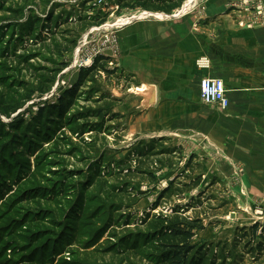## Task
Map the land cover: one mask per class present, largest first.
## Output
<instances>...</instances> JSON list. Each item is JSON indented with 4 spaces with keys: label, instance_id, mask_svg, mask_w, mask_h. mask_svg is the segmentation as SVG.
Returning <instances> with one entry per match:
<instances>
[{
    "label": "rangeland",
    "instance_id": "obj_1",
    "mask_svg": "<svg viewBox=\"0 0 264 264\" xmlns=\"http://www.w3.org/2000/svg\"><path fill=\"white\" fill-rule=\"evenodd\" d=\"M187 1L169 13L136 0H0V264H153L145 218L177 207L218 264H264V184L176 121V104L173 118L159 110L166 97H193L189 64L216 49L200 20L199 52L184 43L162 78L149 43L175 41L171 28L207 12L202 0L182 12ZM224 14L264 27L261 0ZM149 84L160 100L142 110L137 90Z\"/></svg>",
    "mask_w": 264,
    "mask_h": 264
},
{
    "label": "crops",
    "instance_id": "obj_2",
    "mask_svg": "<svg viewBox=\"0 0 264 264\" xmlns=\"http://www.w3.org/2000/svg\"><path fill=\"white\" fill-rule=\"evenodd\" d=\"M242 1L202 0L201 7H206L207 12L187 14V19L182 20L177 28H171L175 41L165 37L167 39L164 41L153 40L149 44L152 45V53L160 48L161 63L167 64L163 66L161 74L163 79L168 80L167 70L171 67L168 65L173 62L174 57L181 58L185 53L184 43L192 42L190 55L199 52L197 39L200 31H196L193 25L198 26L200 20L213 25H209L206 35L209 40H214L216 49L199 54L196 63L194 61L189 65L195 71L198 86H201V81L206 77L222 79L226 89L229 88V81L236 82L235 93H227L231 100L230 107L224 110L216 105H206L198 88L190 99H176L175 102L172 97H166L160 102L159 110L166 119L173 118L169 108L171 109V104H176V121L182 119L183 126L206 135L213 144L223 149L229 159L253 169L250 177L254 176L258 183L264 184V27L247 29L239 26L238 20L231 21L224 14L232 5ZM261 1L264 3V0ZM196 2L188 0L182 12L194 7ZM217 21H220V27H216ZM202 58L209 61L208 67L199 66ZM176 60L179 64V59ZM179 79L183 81V77Z\"/></svg>",
    "mask_w": 264,
    "mask_h": 264
},
{
    "label": "trees",
    "instance_id": "obj_3",
    "mask_svg": "<svg viewBox=\"0 0 264 264\" xmlns=\"http://www.w3.org/2000/svg\"><path fill=\"white\" fill-rule=\"evenodd\" d=\"M182 1L183 0H136V3L147 10L155 9L171 13L180 8ZM98 61L99 60H96L95 65L87 71L90 72L94 67H97L96 63ZM81 72V74H83L81 76L82 78L86 74H84L83 71ZM69 96H71L70 93L64 94L63 101L68 100ZM61 102V106H64V102ZM56 112V106H48L49 115L52 116ZM40 116L41 118H36V122L38 123L42 121V114ZM143 152H145L144 149L139 151L140 154ZM179 212L180 210L177 207L172 210L170 215L158 214L148 219L145 218L147 225L150 226V231L146 236V240L148 242H153L152 250L154 253L150 256L151 262L153 264H218L220 258L216 254H214V256L212 255L211 248L197 247L196 244H192V240L195 236L193 229L195 224H198V221L180 215L181 213ZM258 228V224L250 228L252 235L257 232ZM263 247V243L259 244V250Z\"/></svg>",
    "mask_w": 264,
    "mask_h": 264
},
{
    "label": "built area",
    "instance_id": "obj_4",
    "mask_svg": "<svg viewBox=\"0 0 264 264\" xmlns=\"http://www.w3.org/2000/svg\"><path fill=\"white\" fill-rule=\"evenodd\" d=\"M200 67H208L209 61L205 58L199 60ZM201 99L206 104H218L222 109H228L231 100L227 95L225 82L220 78L206 77L201 81Z\"/></svg>",
    "mask_w": 264,
    "mask_h": 264
},
{
    "label": "water",
    "instance_id": "obj_5",
    "mask_svg": "<svg viewBox=\"0 0 264 264\" xmlns=\"http://www.w3.org/2000/svg\"><path fill=\"white\" fill-rule=\"evenodd\" d=\"M138 96L141 98L142 110H147L155 106L158 102V87L155 84L147 85L142 91H137Z\"/></svg>",
    "mask_w": 264,
    "mask_h": 264
},
{
    "label": "bare ground",
    "instance_id": "obj_6",
    "mask_svg": "<svg viewBox=\"0 0 264 264\" xmlns=\"http://www.w3.org/2000/svg\"><path fill=\"white\" fill-rule=\"evenodd\" d=\"M188 7H190V6H188ZM146 87H147V85H146L145 87H143L142 89L139 88V90H137V91H142V90H144Z\"/></svg>",
    "mask_w": 264,
    "mask_h": 264
}]
</instances>
